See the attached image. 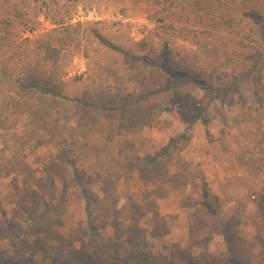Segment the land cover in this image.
<instances>
[{"label": "rangeland", "instance_id": "rangeland-1", "mask_svg": "<svg viewBox=\"0 0 264 264\" xmlns=\"http://www.w3.org/2000/svg\"><path fill=\"white\" fill-rule=\"evenodd\" d=\"M191 2L0 0V264H81L90 226L101 258L118 243L122 255L145 252L160 264H238L227 238L237 232L264 264V211L261 219L253 200L264 195V93L214 98L206 82L231 70L237 25L213 26ZM224 2L264 13V0ZM46 34L65 40L53 80L54 67L26 42ZM164 49L180 74L166 71ZM129 55L141 60L125 64ZM19 78L72 100L19 93ZM170 144L181 150L143 179L140 157ZM47 167L56 171L54 204L66 187L64 214L45 227L72 242L61 255L57 240L45 250L27 232L21 247L31 214L50 200ZM205 183L219 198L214 218L185 205L202 201Z\"/></svg>", "mask_w": 264, "mask_h": 264}, {"label": "trees", "instance_id": "trees-1", "mask_svg": "<svg viewBox=\"0 0 264 264\" xmlns=\"http://www.w3.org/2000/svg\"><path fill=\"white\" fill-rule=\"evenodd\" d=\"M192 12L199 13L202 17L208 16L211 20L213 26L221 24L224 28H231L232 21L236 23L234 38H237L236 48L233 57L228 59L227 66L231 67L230 71H222L218 76L211 75L210 80L206 82L208 84L207 89H210L215 93L214 98H219L225 95H241L242 89H249L251 91L263 94L264 93V13L260 15H253V13L239 9L235 5H226L224 0H192L189 3ZM240 13V16L237 14ZM219 14V15H218ZM243 22L245 25H243ZM241 26V29L238 27ZM249 27V29H248ZM53 32H56L54 29ZM52 32V33H53ZM96 38L99 40L101 45H105L113 50H118L117 47L112 45L104 36L100 33L95 34ZM26 42L33 44L37 47L40 54H42V60L49 66L54 67V73L49 75V79H56L58 75V63L62 58V54L65 50V40H60L57 37H52V34H46L40 36L35 40L26 39ZM68 42V41H66ZM168 49L163 50L164 67L166 71H171L174 75L180 74L178 71H172L166 64L169 59ZM136 56L129 55L124 58L125 64H134L140 61ZM165 78V75H163ZM15 89L19 93L37 92L43 97L50 99L66 100L71 101L65 95H63L59 90L51 88L50 86L40 85L29 79H17L15 80ZM176 92V91H175ZM261 99V97H260ZM74 101H78L77 99ZM128 107V106H127ZM125 108L121 116L125 117V112L128 108ZM129 117V116H128ZM44 144L43 140L36 141V148ZM175 145H167L160 149H155L153 152L146 151L142 158L143 166L140 168V175L143 179H150L152 176H158L159 164L175 156L178 151H180ZM54 169L44 168L45 179L43 181L44 188H49L50 200L45 204V211L43 214H31L32 219H29L27 229H23V235L21 238V247L25 250L28 247L29 241L24 237L30 233L31 237L34 238V245L41 246L45 250L49 249V243L51 240L58 241V255H61L66 251V248L72 249V242L66 243V246L62 243L64 238L58 236H50L49 233L45 232V227L51 223L53 216L60 217L64 214V195L66 194L64 187V192L60 197L59 202L54 204V198L57 191V183L55 179ZM202 201H190L185 203L189 207H194L199 209V216L206 215L208 217L214 218L217 209L220 206L219 198L211 193L210 188L205 183L203 186ZM254 202L258 207V216H263V203L264 195L262 193L254 195ZM23 206V205H22ZM236 216L239 220L243 219V213L236 211ZM260 220V219H259ZM256 217L250 222L256 226H259L261 220L259 221ZM246 222V221H245ZM92 231L90 241L87 244L86 249L81 252V259L83 263L81 264H160L154 257H150L149 254L145 252H139L134 255L128 253L122 255L120 251V246L118 243H109V251L106 252L105 257H100L98 251L99 243L97 234V227L90 226ZM228 245L232 252L237 256L235 258L237 261L243 264H254L251 258L250 251H247L242 243L240 235L235 232L227 236ZM31 244L29 246H31ZM24 255V254H23ZM102 260V261H99ZM241 260V261H240ZM238 262V264H240ZM51 264H60L58 258L53 257L51 259Z\"/></svg>", "mask_w": 264, "mask_h": 264}]
</instances>
